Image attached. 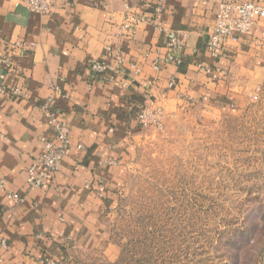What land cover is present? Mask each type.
<instances>
[{
	"label": "crops",
	"instance_id": "obj_1",
	"mask_svg": "<svg viewBox=\"0 0 264 264\" xmlns=\"http://www.w3.org/2000/svg\"><path fill=\"white\" fill-rule=\"evenodd\" d=\"M220 1L55 0L40 14L22 0H0V59L12 66L0 62V264H63L76 243H107V217L141 139L144 108L173 111L187 98L223 114L255 97L264 84V50L251 44L259 34L229 39L218 60L208 49ZM131 15L142 21L126 35ZM174 35L185 38L179 62L167 60ZM96 59L111 69L93 74ZM199 64L232 76L213 79ZM49 98L70 128V152L44 186L28 190L27 168L43 139L57 142L42 110Z\"/></svg>",
	"mask_w": 264,
	"mask_h": 264
},
{
	"label": "rangeland",
	"instance_id": "obj_2",
	"mask_svg": "<svg viewBox=\"0 0 264 264\" xmlns=\"http://www.w3.org/2000/svg\"><path fill=\"white\" fill-rule=\"evenodd\" d=\"M261 85L223 114L187 98L154 110L107 217L110 239L76 243L63 264H264Z\"/></svg>",
	"mask_w": 264,
	"mask_h": 264
},
{
	"label": "built area",
	"instance_id": "obj_3",
	"mask_svg": "<svg viewBox=\"0 0 264 264\" xmlns=\"http://www.w3.org/2000/svg\"><path fill=\"white\" fill-rule=\"evenodd\" d=\"M27 6L40 14H49L54 8L55 0H22ZM127 8L130 7L127 5ZM158 12L161 8L156 9ZM142 21L141 18L131 15L126 18L123 23V28L126 30V35H131L137 24ZM257 33L251 38V44L258 50H264V0H221L218 3V10L215 16V22L212 32L209 34L207 46L212 56L218 60L220 59L227 47V41L240 40L246 36ZM185 38H181L178 35L170 37L169 47L171 53L167 57L168 61H180L179 55L183 48ZM15 49L22 52L24 45L20 42L13 44ZM8 60L0 59L1 63L7 65L9 69H12L11 64H8ZM123 59L118 60L117 70L120 69ZM90 70L93 74H104L111 67L104 61L92 60L89 64ZM199 69L209 74L213 79H226L232 76L231 72L218 65H203L199 64ZM175 86V81L172 79L169 82V87ZM262 90V85H258L256 88V96ZM20 92L18 89L12 90V94L18 95ZM55 104L54 98H49L42 105L44 110L50 118V121L54 124L57 134V142L43 139L44 151L39 155L34 164L27 168L26 172V186L28 190L40 188L44 186L61 168L63 159L69 154V142H70V128L63 122L57 114L53 111ZM159 107V106H158ZM148 106L144 108L138 115V121L141 127H145L150 123L149 117L154 110L159 108ZM0 186H4V183L0 181ZM102 190V188H100ZM9 198L15 202H21L23 197L17 193L9 192ZM3 246H6L5 241H2Z\"/></svg>",
	"mask_w": 264,
	"mask_h": 264
}]
</instances>
